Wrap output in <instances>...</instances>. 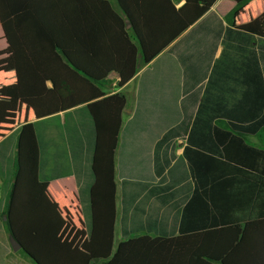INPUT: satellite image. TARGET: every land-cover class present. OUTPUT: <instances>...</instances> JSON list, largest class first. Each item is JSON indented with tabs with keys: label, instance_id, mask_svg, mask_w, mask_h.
Returning a JSON list of instances; mask_svg holds the SVG:
<instances>
[{
	"label": "trees",
	"instance_id": "obj_1",
	"mask_svg": "<svg viewBox=\"0 0 264 264\" xmlns=\"http://www.w3.org/2000/svg\"><path fill=\"white\" fill-rule=\"evenodd\" d=\"M249 1L220 18L216 0H0L18 99L36 119L39 180L74 176L90 264H264V149L248 141L264 132V13L232 28ZM139 58L150 65L122 125L127 97L109 76L121 88ZM19 132L0 143V257L6 236L17 242L7 148ZM61 203L78 264L75 211L65 194Z\"/></svg>",
	"mask_w": 264,
	"mask_h": 264
},
{
	"label": "crops",
	"instance_id": "obj_2",
	"mask_svg": "<svg viewBox=\"0 0 264 264\" xmlns=\"http://www.w3.org/2000/svg\"><path fill=\"white\" fill-rule=\"evenodd\" d=\"M182 5L183 1H180L176 7L179 8ZM235 5L236 0H216L211 10L218 17L224 18ZM263 13L264 0H250L235 12L232 28H240ZM220 52L221 47L217 50L216 58ZM163 53L164 51L157 58ZM149 65L142 64L141 58H139L134 77L121 88L114 91L115 93L124 94L127 97V102L128 95L130 96L129 98H132V105L129 107L127 104L123 111L122 125L130 120L134 114L139 78L141 73L149 68ZM117 80L118 76L116 77L114 74L109 76L111 87H115ZM47 86L50 87V83H47ZM60 117L63 119V114H60ZM35 121L32 111L21 104L18 99L13 55L0 27V143L11 136L17 129L20 131L18 140L15 141L13 146L7 148L11 155L15 153L14 157L18 164L8 208V223L12 238L19 245V250L15 251L12 249L13 253L24 251L26 262L32 264H70V260L74 263V258L70 255L72 251L69 249V237L66 233L68 222L67 218L63 217L65 213L62 211L63 205L61 202L65 194L71 202L73 211H75L80 239L76 263L90 264L87 235L74 176L69 175L47 182L39 180L40 151L34 130ZM248 141L253 146L264 149V132L259 133L258 136L249 137ZM184 145L183 140H177V156L182 153ZM9 170H11V165ZM8 177V174L0 177V211L5 198V186ZM119 196L118 188L116 202L118 214L114 230V249L120 242ZM54 199L57 201L56 207L46 206ZM45 212H47V218ZM38 221L40 222L39 226L37 225ZM62 229H64L65 233ZM38 230L41 231L42 235L45 232L49 234L47 235L48 238L53 236V243L49 245L38 241L37 235L40 237V234L37 233ZM116 236H118L117 242H115ZM6 239L7 242L11 243L9 236H6ZM4 244L5 242H2V232H0V249L4 248ZM42 246L48 249L49 259L46 261L40 254ZM8 255L9 252L6 255L1 254L0 264H5V261L8 264L6 260ZM13 261L17 262L16 260ZM95 264H100V262H95Z\"/></svg>",
	"mask_w": 264,
	"mask_h": 264
},
{
	"label": "rangeland",
	"instance_id": "obj_3",
	"mask_svg": "<svg viewBox=\"0 0 264 264\" xmlns=\"http://www.w3.org/2000/svg\"><path fill=\"white\" fill-rule=\"evenodd\" d=\"M130 86H132V85H130ZM109 90H110V92L112 91V90H114L115 91V89L113 88V87H111V85H110V82H109ZM130 96L128 95V102H127V104L129 105V107L132 105V98H129ZM124 118V117H123ZM53 201H56V199H54ZM117 235V234H116ZM117 240H118V236H116V239H115V242H117ZM9 243V249H10V251H9V255H8V257L6 258V260H7V262H8V264H32V263H27L26 262V256L23 254V252H19V253H13V246H12V244L10 243V242H8ZM11 245V246H10ZM12 247V248H11ZM1 248V247H0ZM13 260H16L17 262L15 263ZM5 264H7L6 263V261H5Z\"/></svg>",
	"mask_w": 264,
	"mask_h": 264
},
{
	"label": "water",
	"instance_id": "obj_4",
	"mask_svg": "<svg viewBox=\"0 0 264 264\" xmlns=\"http://www.w3.org/2000/svg\"><path fill=\"white\" fill-rule=\"evenodd\" d=\"M126 28L130 29L131 25L128 24ZM11 244L13 246V250H15V251L19 250V245L15 241H11Z\"/></svg>",
	"mask_w": 264,
	"mask_h": 264
}]
</instances>
